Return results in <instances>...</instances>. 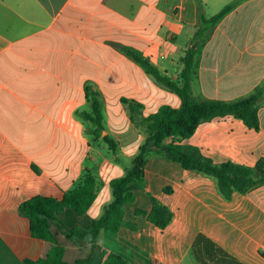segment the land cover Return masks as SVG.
Returning <instances> with one entry per match:
<instances>
[{
    "label": "crops",
    "instance_id": "0c3cea01",
    "mask_svg": "<svg viewBox=\"0 0 264 264\" xmlns=\"http://www.w3.org/2000/svg\"><path fill=\"white\" fill-rule=\"evenodd\" d=\"M231 3L197 52L192 83L196 97L224 102L264 88V0H0V264L48 254L50 243L34 238L19 213L34 196L61 199L91 173L97 198L88 213L66 209L58 217L66 228H87L103 215L113 201L110 182L127 173L147 139L125 100L143 105L137 121L181 106L126 50L178 80L200 17ZM87 90L99 95L102 137L117 142L116 152L84 117ZM258 114V130L227 116L200 124L183 144L216 164L254 167L264 161V99ZM151 195L173 213L164 230L134 216L151 209ZM135 196L125 219L137 231H102L88 264H100L103 250L129 264H199L192 250L199 235L243 264H264V180L227 200L215 179L154 151ZM52 231L67 262L91 255L89 244L56 225Z\"/></svg>",
    "mask_w": 264,
    "mask_h": 264
},
{
    "label": "trees",
    "instance_id": "16d2710c",
    "mask_svg": "<svg viewBox=\"0 0 264 264\" xmlns=\"http://www.w3.org/2000/svg\"><path fill=\"white\" fill-rule=\"evenodd\" d=\"M235 7L236 3H231L210 18L200 17L191 47L186 50L181 59L183 67L178 80H173L165 75L142 54L126 50L146 69L149 75L176 93L181 98L182 104L179 108L162 106L155 114L137 121V116L143 109V105L124 101L129 105L133 123L137 127L145 128L147 139L127 173L110 182L113 191L112 203L105 209L103 215L99 219L92 220L87 228H66L59 220L58 215L66 209L73 210L79 216L88 213L97 198V181L91 173L85 174L82 183L75 189L66 192L61 199L37 195L22 202L19 206V213L29 219L31 235L51 245L45 257L36 260L26 258L22 264H88L102 231L112 234H118L123 228L137 231L136 223L126 221L125 209L135 202V193L145 178V168L149 156L154 151L179 164L185 170L196 171L215 179L219 192L227 200L231 199L233 193H245L256 183L264 180V161H260L254 167L232 162L216 164L212 159L203 155L200 149L183 144L185 139L195 133L200 124L227 116L243 121L250 128L259 129L258 105L264 99V88L257 89L248 97L231 102L198 98L193 92L192 83L196 74L195 57L197 52L215 26ZM86 93L91 105V112L84 113V117L94 125V135L102 138L109 148L116 152L117 142L109 136L102 137L104 124L102 104L98 93L90 90H87ZM165 192L171 193L172 190L166 188ZM150 198L151 209L136 208L134 216L145 217L157 228L164 230L170 224L173 213L157 198L152 195ZM53 225H56L69 239L89 244L92 249L91 255L67 262L65 247L58 242L54 235ZM192 250L199 264H243L202 235L196 238ZM100 256L102 258L100 264H129L122 256L108 253L105 250L101 252Z\"/></svg>",
    "mask_w": 264,
    "mask_h": 264
},
{
    "label": "rangeland",
    "instance_id": "374dc122",
    "mask_svg": "<svg viewBox=\"0 0 264 264\" xmlns=\"http://www.w3.org/2000/svg\"><path fill=\"white\" fill-rule=\"evenodd\" d=\"M215 11H217V10H213L212 12H213V13H216Z\"/></svg>",
    "mask_w": 264,
    "mask_h": 264
},
{
    "label": "built area",
    "instance_id": "2783aa9c",
    "mask_svg": "<svg viewBox=\"0 0 264 264\" xmlns=\"http://www.w3.org/2000/svg\"><path fill=\"white\" fill-rule=\"evenodd\" d=\"M152 264H157V263H152Z\"/></svg>",
    "mask_w": 264,
    "mask_h": 264
}]
</instances>
